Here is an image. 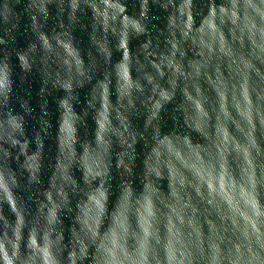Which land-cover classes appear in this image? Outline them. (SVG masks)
Wrapping results in <instances>:
<instances>
[{"label":"clouds","instance_id":"1","mask_svg":"<svg viewBox=\"0 0 264 264\" xmlns=\"http://www.w3.org/2000/svg\"><path fill=\"white\" fill-rule=\"evenodd\" d=\"M0 264H264V0H0Z\"/></svg>","mask_w":264,"mask_h":264}]
</instances>
